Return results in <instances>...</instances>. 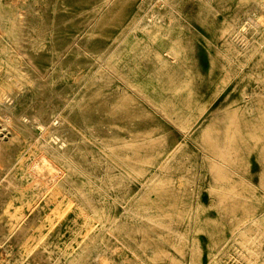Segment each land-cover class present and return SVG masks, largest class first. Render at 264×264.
<instances>
[{
    "label": "rangeland",
    "instance_id": "obj_1",
    "mask_svg": "<svg viewBox=\"0 0 264 264\" xmlns=\"http://www.w3.org/2000/svg\"><path fill=\"white\" fill-rule=\"evenodd\" d=\"M99 1L103 0H0L7 12H23L25 29L27 24H39L43 28L37 38L42 48H37V53H34L28 41L34 40L33 37L36 36L31 30H27L28 33L5 36L0 27L1 45H4L3 39L12 41L20 37V48L26 54H31L38 67L44 71L55 56L54 49H60L71 42L70 49L62 54L45 82V85L48 84L60 93L68 90L64 74L73 77L80 67L89 63V56L96 52L98 47H102L105 52H109L107 59L122 62L125 78H137L141 94L152 102L151 108H159L171 115L174 109L179 110L182 106L164 96L161 97L162 88L156 85L160 82L157 78L161 70L153 55V48L161 49V54L168 63L177 62L185 69L188 68L185 78L193 77L194 80L203 81L200 84L202 86L197 88L192 82L193 92L199 97V102L186 103V118L172 115L171 120L154 116L153 121L149 122V117L144 113L145 100L136 97V103L140 106L134 108L137 111L138 132L145 135L149 129L154 135L156 127L164 123L167 132L148 139L153 143V147L139 148V153L143 156L150 154L151 160H142L143 162L136 164L133 172L140 179L136 184L131 185L124 175L119 174V177L107 181L106 186L116 195L120 209L122 204L125 207L128 205L133 210L132 214L143 215V220L153 219L160 223V226L153 225L154 231L151 235L127 234L121 227L101 231L103 220L97 217L90 222L94 230L89 232L88 225L83 224V219L75 213L79 207L77 200L72 208L63 212L65 207L57 211L54 199L46 202L51 207L42 214L31 230L32 233L36 234L39 230L47 233L53 224L60 227L62 222L71 218L67 227L61 228L59 243L71 249L74 254L72 257L60 255L58 264H264V149L261 148V145H264V104L250 102L249 95L252 91L248 87V76L257 73L253 70V73L248 72V61L242 65L244 70L241 72L245 77V87L235 82L234 71L237 74L240 72L237 68L239 60L233 58L229 61L226 54H233L238 44L224 43L217 32L226 17L218 14L213 18L215 8L209 9L205 0H177L188 24L173 27L168 33V36L172 35L171 38H159L152 48L150 41L133 37L132 31L140 22L151 19L152 11L159 12L158 0H133L142 3L137 8L127 6V11H130L127 20L119 26V32L118 26L109 27L110 38L109 34L108 38L105 35L107 12L103 11L99 15L93 12V7ZM166 16L164 14L163 19ZM88 17L90 24L86 26ZM140 17L143 19L137 20ZM178 29L182 32L178 33ZM244 32L248 40V20L245 22ZM135 62L138 67L134 66ZM22 73L28 77L35 76L32 70L26 67H23ZM86 74L89 79L84 89L78 92L83 98L74 105L67 118L76 127L83 129L86 128L85 123H91L89 114L92 108L88 106L91 90L88 86L93 80L101 82V79H95L97 76L106 75L92 69L86 71ZM112 81V86L125 83L116 79ZM5 83L0 79V93L13 94L18 86ZM27 87L17 110L29 109L30 104H39L41 98L49 94L48 91L40 94V89L35 84H28ZM179 88L178 92L190 97V92L182 86ZM128 89L130 93L134 91L132 87ZM241 91L246 94L242 96ZM257 91L263 92L261 89ZM52 105L53 102L49 108ZM120 109L129 113L134 110L131 105L121 106ZM222 113L236 114L241 120L253 119L254 122L245 121L242 127L243 137L237 140L238 146L230 151L232 166L236 167L239 174L236 177L228 175L226 180H215L216 173L210 168L203 152H210L205 145V136ZM190 120L195 125L192 136L184 137L179 126ZM119 124L121 126L116 130L118 134H128L129 125L124 121ZM37 133L46 134V127L37 128ZM9 136L10 133L0 126V139L6 141ZM27 141L29 143L24 145V149L31 143L29 139ZM34 147L35 144L31 145L28 152L34 150ZM14 148L18 149L19 145ZM78 151H81L78 155L75 151L73 153L80 166L91 170L94 168L92 164L102 163L98 144L91 145L86 154L82 153V149ZM166 155L168 158L164 157ZM157 160L164 162L166 166L159 170ZM37 168L42 175L46 172L41 165ZM67 174L73 186H80L81 180L73 169L67 170ZM242 175L248 177V182ZM188 186H191L195 196L193 228L190 232L186 226L191 199ZM130 188L136 190L135 195H145V202H149L153 210L142 209L141 202L130 196ZM31 190L28 193H31ZM107 211L106 208H97L95 212L101 217ZM248 218L254 220L249 228L248 223L243 224V220ZM94 232H97V235ZM107 239H110L107 253L98 257L94 254L89 260V252L104 251L100 244ZM145 239L149 241L147 245L144 244ZM58 247L55 242L50 245L49 252L57 250ZM187 247L191 249L188 252ZM25 256L26 252L22 247L12 244L0 246V264H19L24 261Z\"/></svg>",
    "mask_w": 264,
    "mask_h": 264
},
{
    "label": "bare ground",
    "instance_id": "obj_2",
    "mask_svg": "<svg viewBox=\"0 0 264 264\" xmlns=\"http://www.w3.org/2000/svg\"><path fill=\"white\" fill-rule=\"evenodd\" d=\"M205 2L209 4V9L215 8L213 18L218 14L226 17L225 22L217 31L220 39H223L224 43L228 45L238 44V47L234 48L233 54H226L229 61L233 58L239 60L237 68L240 72L237 74L234 71L235 82L241 87H245V77L241 75V72L244 70L242 65L248 61V72L251 73L253 70L257 73V75L248 76V87L252 91L251 96L249 95L250 102L264 104V0H205ZM141 3H136L133 0H103L93 7V12L97 15L103 11L107 12L105 35L107 37L109 34L110 38L111 29L109 27L116 25L119 32V26L127 20V15L130 14V11H127V6L131 5V8H137ZM158 7H160L158 13L152 11L151 19L140 22L132 31L133 37L141 41H150L149 44L152 48L159 38L170 39L172 35L168 36V33L172 31L173 27L188 24L177 0H158ZM22 14L21 10L9 13L0 3L1 32L5 36H14L31 30L36 36L33 37L34 40L29 39L28 41L31 49L37 53V48H42L39 46L40 42L37 38L40 37L43 28L39 24H27V29H25L26 23H23ZM164 14L167 16L163 19ZM89 19L88 17L86 20V26L90 24L88 23ZM142 19L140 17L137 20L141 21ZM247 20L248 40L244 34ZM177 32L182 31L178 29ZM1 41L0 38V79L6 82L5 84L13 83L18 87L14 89L13 94L2 95L0 93V126L10 133L6 141L0 139V246L12 244L22 247L26 256L24 261L19 264H58L60 255L72 257L74 252L59 243L61 228H66L68 220L71 218L62 222L60 227L51 224V229L47 233L39 230L34 234L31 231L45 210L51 207L46 203L50 199L55 200L57 211H61L59 208L65 207L63 212L72 208L74 201L77 200L79 207L75 213L83 219V224L88 225L89 232L94 230L90 222L97 217L103 220L100 226L101 231L121 227L127 234L151 235L154 231L153 225L160 226V223L153 219L143 220V215L132 214L133 210L127 204L126 207L122 204V209H120L116 195L110 191L109 186H106V182L121 174L131 185L136 184L140 180L133 172L136 164L151 160L150 154L141 155L139 148L153 147V143L148 139L167 132L165 123L156 127L154 135L149 129L145 135L138 132V117L134 108L140 106L136 103V97L145 100L144 113L149 117V122L153 121L154 116H159L162 119H171L172 115L173 117L186 118L184 112L186 103L189 101L199 102V97L193 92L192 84L194 83L197 88L202 86L200 84L203 81L201 79L194 80L193 77L185 78L184 75L188 68L185 69L177 62L168 63L161 54V49L153 48V55L161 70L157 78L160 82L156 84L162 88L160 95L182 106L179 110L174 109L169 115L164 110L150 107L152 102L141 94L139 84L136 82L137 78L135 79L134 76L125 78L122 62L107 59L109 52H105L102 47H98L96 52L89 56V63L80 67L73 77L64 74L68 90L60 93L48 84L45 85V82L62 54L70 49L71 42L60 49H54L55 56L50 61L48 68L43 71L38 67L34 57L31 54H26L20 48L22 41L20 37L14 38L12 41L3 39L4 45H1ZM134 64L135 67H138L137 62ZM213 66L215 65L213 64ZM23 67L31 69L35 76L28 77L23 74ZM89 69L99 70L106 75L97 76L95 79H101V82L93 80L88 86L91 90L90 104L88 105L92 108V112L89 114L91 123H85L84 127L86 128L83 129L76 127L67 118L74 105L83 98L82 94L80 95L78 92L84 89L89 79L86 74ZM229 69L233 70V68ZM112 79L125 81V83L112 86ZM28 84H35L40 89V94H43L44 91H48L49 94L41 98L39 104H30L29 109L17 110ZM181 86L191 93L190 97L178 92ZM130 87L134 88L132 93L128 91ZM258 89L263 92H258ZM245 94V91H241L242 96ZM51 102L53 105L49 108ZM128 105L134 109L132 113L120 109L121 106ZM248 120L252 121L251 123L254 122L253 119ZM248 120L243 118L241 120V117L236 114L222 113L212 129L206 134L205 145L211 153L203 152V154L207 156V163L216 173L215 180H226L228 175L236 177L239 174L236 167L232 166L230 151L238 146L237 140L243 137L242 127ZM120 121L129 125L128 128L126 127L129 131L128 134L120 135L116 131L121 126ZM194 126L193 121L190 120L185 125L179 126V129L183 132L184 137H191ZM39 127H46V134H38L37 128ZM25 133L28 136H22ZM27 139L31 143L28 148L24 149V145L29 143ZM145 139L146 141L143 142ZM34 144V150L28 152L29 147ZM94 144L99 145L102 163L92 164L94 168L90 170L78 164L73 152L75 151V154L78 155L81 153L78 150L82 149V153L86 154L89 147ZM16 145H19L18 149L14 148ZM261 148L264 149V145H261ZM167 156L164 157L168 158ZM157 162L159 170L166 166L164 162L158 160ZM38 165H41L46 171L43 175L39 173ZM69 169H73L77 173L81 180L80 186H73L70 183L67 174ZM112 169L117 171L113 172ZM243 179L248 182L247 176H243ZM190 187L188 186V190L191 193V199L187 210L189 213L186 217L188 232L193 228L195 212V196ZM27 189L31 190V193H28ZM135 191L130 188V196L141 202L142 209L153 210V207L149 206V202H145V197H143L145 195H135ZM44 196L46 197L44 198ZM97 208H106L108 211L99 217L95 212ZM139 211L141 212V210ZM245 223H248L249 228L254 220L248 218V220H243L244 225ZM94 234L97 235V232ZM111 235L112 233L109 238ZM109 240H104L100 244L104 251L89 252L88 259L91 260L94 254L95 257H98L107 253ZM145 241L144 244L147 245L149 241H146L147 243ZM55 242L59 246L58 249L49 252L50 245ZM190 250L189 247L186 248L187 252Z\"/></svg>",
    "mask_w": 264,
    "mask_h": 264
}]
</instances>
